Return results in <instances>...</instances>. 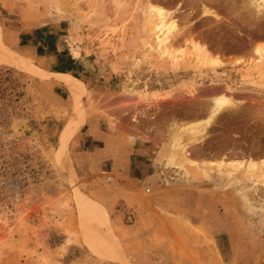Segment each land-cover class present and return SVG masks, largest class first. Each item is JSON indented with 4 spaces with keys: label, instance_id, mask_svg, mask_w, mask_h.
I'll list each match as a JSON object with an SVG mask.
<instances>
[{
    "label": "rangeland",
    "instance_id": "rangeland-1",
    "mask_svg": "<svg viewBox=\"0 0 264 264\" xmlns=\"http://www.w3.org/2000/svg\"><path fill=\"white\" fill-rule=\"evenodd\" d=\"M158 8L176 24L167 44L157 37ZM258 45L264 0H0V264H61L52 246L64 245L102 256L83 220L112 225L94 195L109 197L119 182L140 197L117 203L126 223L153 208L175 218L192 259L203 248L212 262L215 252L222 264H264ZM64 50L69 72L54 54ZM57 72L82 81L79 112ZM75 119L83 126L63 138ZM93 126L148 149L145 166L128 177L95 157ZM87 199L107 223L83 210ZM34 239L46 253L34 254Z\"/></svg>",
    "mask_w": 264,
    "mask_h": 264
},
{
    "label": "crops",
    "instance_id": "crops-1",
    "mask_svg": "<svg viewBox=\"0 0 264 264\" xmlns=\"http://www.w3.org/2000/svg\"><path fill=\"white\" fill-rule=\"evenodd\" d=\"M89 139L92 142L95 150L93 151L95 157L102 156L103 160H111L114 167L117 165V171L128 177L132 172L141 167H144L146 162V155H150L148 149L143 146L137 147L135 144H129V141H122L118 135H111L103 132L97 127L93 126L89 131ZM88 139V138H87ZM121 139L119 143L114 144L115 140ZM124 142V143H123ZM121 143V144H120ZM155 156V154H153ZM151 156V155H150ZM153 157V156H152ZM120 167V168H118ZM135 179V178H134ZM124 182V181H123ZM133 180L132 183H136ZM128 182H124L127 184ZM130 185H123L122 182L115 187H111L109 197L103 193L96 192L97 199L104 200L107 207L111 211L110 221L108 222L107 233L114 240L113 235L117 237L118 243L114 240V244L120 248L122 254L121 259H114L110 256L107 250L103 255H99L86 246L80 249L77 245H64L60 250L59 246L54 248L52 252L54 261L61 264H222V259L214 252L213 262L208 260L206 249L200 248L198 254L200 257L196 259L191 258V248L183 249L176 239L180 235L179 225H176L174 217H162V215L153 213H145L146 210L139 212L134 223H126L125 211L116 208L117 203L124 200L134 202L139 201L140 197L135 196V191L130 190ZM166 189V188H163ZM165 194V192H163ZM105 196V197H104ZM171 195H163L162 198L171 199L177 197ZM142 203L139 204V209ZM149 210V211H150ZM205 216V215H204ZM207 220V217H205ZM175 221L174 223H172ZM44 235V234H43ZM41 239H34V254L43 255L46 253L45 249L40 247L43 245ZM117 247V248H118ZM118 248V249H119ZM197 250V249H196ZM62 256L63 259L56 256ZM68 256V259H66ZM203 257V258H202ZM202 258V259H201ZM198 259V260H197ZM62 261V262H61ZM36 261H34L35 263Z\"/></svg>",
    "mask_w": 264,
    "mask_h": 264
},
{
    "label": "bare ground",
    "instance_id": "bare-ground-1",
    "mask_svg": "<svg viewBox=\"0 0 264 264\" xmlns=\"http://www.w3.org/2000/svg\"><path fill=\"white\" fill-rule=\"evenodd\" d=\"M158 16H160V23L158 24V29L160 34L157 36L159 41L161 43H165L167 44L168 39H169V34L173 31V29L176 27L175 21L171 20V21H166L165 20V12L163 10V8H158ZM161 34H163V36H161ZM262 50H264L263 47H261L260 45H258L256 47V51L257 53H260ZM263 53V51H262ZM3 52H0V57H2ZM10 56V55H9ZM260 57V56H259ZM8 58V57H7ZM207 62L213 63V64H218L220 62H222L220 59H218L217 57H205ZM205 60V61H206ZM239 60V59H238ZM56 77L64 82L66 84V86L68 87L73 100L75 102V106L77 111L79 112V107L82 101V97L84 96L85 93V88L84 85L82 84V81L79 80L77 77H75L72 74H69L67 72H57L56 73ZM227 100L225 98H220L218 99V103L220 104H224L226 103ZM84 124V120L83 119H75L72 123L67 124L62 132V137L63 138H69L73 133H75L76 131H78ZM68 163V162H67ZM69 166V163H68ZM81 206L83 208V210H86L87 212H89V215L93 212L96 213L95 215L98 217V220H101L102 222H108V217L105 213V209L104 207L97 201L95 200H86L85 202L81 203ZM94 216V215H93ZM95 218V217H94ZM93 217H91L90 221H84L83 220V224H84V230H85V234L87 236L88 242L90 244H95L98 245L104 249H106L108 251V253L110 254L111 257H113L114 259H121L122 254L120 253V248L118 247V245H115L113 241H111V239L109 237L106 236L105 234V228L107 226V224L102 227L95 222L96 220ZM119 249H118V248Z\"/></svg>",
    "mask_w": 264,
    "mask_h": 264
},
{
    "label": "trees",
    "instance_id": "trees-1",
    "mask_svg": "<svg viewBox=\"0 0 264 264\" xmlns=\"http://www.w3.org/2000/svg\"><path fill=\"white\" fill-rule=\"evenodd\" d=\"M66 50L62 52H54V54L57 56L58 61L62 62L64 67H61L58 69V71H71L73 68V62L65 60ZM76 75V74H75ZM77 76V75H76Z\"/></svg>",
    "mask_w": 264,
    "mask_h": 264
},
{
    "label": "built area",
    "instance_id": "built-area-1",
    "mask_svg": "<svg viewBox=\"0 0 264 264\" xmlns=\"http://www.w3.org/2000/svg\"><path fill=\"white\" fill-rule=\"evenodd\" d=\"M107 179H108V180H111V179H112V175H108V176H107ZM147 191H150V188H147Z\"/></svg>",
    "mask_w": 264,
    "mask_h": 264
}]
</instances>
